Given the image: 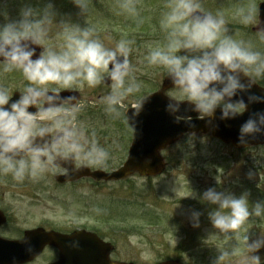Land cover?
Instances as JSON below:
<instances>
[{"label":"clouds","instance_id":"clouds-1","mask_svg":"<svg viewBox=\"0 0 264 264\" xmlns=\"http://www.w3.org/2000/svg\"><path fill=\"white\" fill-rule=\"evenodd\" d=\"M73 3L82 15L87 12L89 0ZM118 7L131 17L139 16L136 0H118ZM164 7L159 25L165 43L150 45L146 60L166 70L181 98L169 97L165 106L175 122L192 119L181 112L184 101L193 105L192 111L200 119L212 117L218 107L220 119H230L242 114L249 103H264V94L250 92L256 84L254 77H264V51L229 34L224 15L205 10L202 0H166ZM237 16L247 24L252 20V11L238 9ZM54 24L59 26L58 36L63 39L58 46L49 43ZM259 39L264 41V31ZM134 44L133 39L121 38L108 46L91 24L81 26L68 18L57 23L51 4L41 11L23 8L19 20L0 25V73L19 72L27 82L17 99H12L7 85H0V176L10 175L23 182L26 178L38 180L57 169L67 176L70 169L64 165L69 163L73 164L71 171L83 165L107 166L109 150L79 119L88 102L81 96L61 93L110 82L111 90L101 98L104 111L112 119L123 118L135 131L147 97L125 103L142 88L130 59ZM34 45L42 49L39 55ZM238 93H248L247 103L243 97L232 99ZM129 109H133L131 115ZM260 132H264V112L251 114L241 125L240 139ZM202 199L218 205L209 218L229 239L250 224V218L264 219V202L250 205L247 193L237 197L209 188ZM199 215L193 213L194 226L199 224ZM247 232L243 237L245 252L238 264H261L254 253L264 247V236L249 242ZM72 246H78V242ZM237 247L220 249L215 264L237 255Z\"/></svg>","mask_w":264,"mask_h":264},{"label":"rangeland","instance_id":"rangeland-1","mask_svg":"<svg viewBox=\"0 0 264 264\" xmlns=\"http://www.w3.org/2000/svg\"><path fill=\"white\" fill-rule=\"evenodd\" d=\"M69 1L73 3V0H32L28 4V0H0V25L19 20L23 8L32 7L41 11L51 4L57 23L63 18H68L81 26L91 24L108 46H113L121 38L133 39L135 42L139 39V48L142 50L139 51L133 45L134 50L130 56L136 72H139L141 67H157L149 65L146 56L150 45L165 43V33L160 29L159 20L162 12L166 10V0H136L138 17H131L122 12L118 7V0H89L88 10L84 15L74 3L71 7L68 6ZM260 1L262 0H202V5L213 14L222 13L229 34L235 37L236 33L240 32L232 30H239L238 28L245 24L237 16V10H251L250 22H253L258 18L256 11ZM135 22H142L135 29L146 32L150 28L153 32L146 33V37L137 38L139 31H133L134 27L131 25ZM130 31L133 34H130ZM59 32V26L54 24L49 33V43L54 46L63 43L62 37L58 36ZM157 68L145 69L144 75L154 79L159 76L163 78L166 70ZM25 84L26 81L19 72L0 73V85H7L12 92L22 89ZM145 89L147 88H141V91ZM79 90L85 94L84 98L89 105L80 114L79 119L89 130L96 132L98 142L109 150L111 158L107 164L110 165L104 168H114L126 158L127 154L120 141L123 146L129 143V134L125 132L128 126L119 128L120 119L115 121L104 111L101 98L111 90L110 88H100L99 85L89 88L85 85ZM99 92L102 95L98 97ZM169 94L181 99L177 90H171ZM136 95L139 96L140 93ZM138 96H129L125 102L129 103ZM104 114L107 118L102 117ZM123 132L125 133L119 140V135ZM162 153L168 163L162 174L153 177L135 174L125 181L84 186L80 195L86 198L87 203L116 202L119 211L116 240L119 248H125L130 254L143 260L152 262L164 257H218L220 249L236 244L239 245L236 248L237 255L229 258L241 259L245 252V231L248 230L249 242L261 238L264 236V219L250 218L251 223L242 226L236 235L229 239L219 233L209 218V213L218 205L203 200L202 195L207 189L215 188L218 192L234 194L237 197L247 193L250 205L264 202L261 195L264 193V145L237 149L217 141L210 134H205L185 136L184 139L166 147ZM51 174L47 173L38 180L53 178ZM4 178L9 179L11 176ZM20 202L31 203L35 211H45L44 208L49 203L47 197L34 200L26 197ZM57 211L60 215V209ZM194 212L200 213L198 226H194ZM72 219L93 222L96 218L89 214L75 213ZM254 254L258 255L261 261L264 260V247ZM39 259L34 264L43 262Z\"/></svg>","mask_w":264,"mask_h":264},{"label":"flooded vegetation","instance_id":"flooded-vegetation-1","mask_svg":"<svg viewBox=\"0 0 264 264\" xmlns=\"http://www.w3.org/2000/svg\"><path fill=\"white\" fill-rule=\"evenodd\" d=\"M259 22L255 19L250 24H243L239 31L245 35L239 39L250 42L256 49L264 51V41L259 39L261 30H255L253 27ZM157 67H141L139 72H136L137 79L142 83V88H147L140 92L139 96L148 97L154 92L160 90L163 78L159 76L157 79L149 75H144L145 69ZM142 72V74H140ZM246 78L247 77H243ZM256 85L259 88H264V77L255 78ZM144 81V83H143ZM27 83V82H26ZM153 87L151 88V85ZM100 88H110L109 84L102 83ZM21 90V89H19ZM19 90H16L19 91ZM80 96L84 98V93L79 89ZM171 88L162 92L167 94ZM13 91L12 93H14ZM247 94V93H246ZM264 94L262 89H259L257 95ZM101 96L100 92L98 93ZM138 96V95H132ZM138 96V97H139ZM176 98V97H175ZM137 99V98H136ZM135 99V100H136ZM179 99V98H176ZM239 99V98H235ZM234 99V100H235ZM135 100L126 104H131ZM100 106V104L98 105ZM89 107L85 108V110ZM35 110V109H30ZM215 111H220L218 107ZM218 113V112H215ZM102 114V113H101ZM106 117L107 115L104 114ZM218 120L220 116L217 117ZM117 121V119H115ZM123 118L120 119L118 126H126ZM128 126V125H127ZM140 125H136V128ZM129 137L134 131L128 126L125 131ZM119 135V140L124 133ZM122 149L126 151V146L120 141ZM127 153V152H125ZM110 164H107L109 167ZM121 164L114 168H118ZM71 168L73 164L66 165ZM87 166L83 165L76 170ZM91 169H105L104 167L88 166ZM113 169V168H106ZM76 170L71 172L75 175ZM60 174V170L52 173ZM10 176V175H9ZM0 250L5 248H18L27 250L30 254L26 261H20L19 264H34L36 260L43 261L41 264L64 260L65 264H113L115 262H126L133 264H158L168 260H176L182 264H215L217 257L205 256L200 258H157L152 262L143 260L133 256L125 248H119L116 240L118 228L116 220L119 217L116 202H99L87 203L86 198L80 195L84 186H98L110 181L97 180L91 177H67L58 179L57 177L48 180H31L25 179L23 182H17L11 178L5 179L7 176H0ZM31 197L32 200L47 197L49 202L44 210L32 209L31 203L23 204L20 200ZM57 209H60L61 214H57ZM89 214L96 219L93 222H79L72 219L73 214ZM27 240V243L23 241ZM78 242V246L73 247V242ZM30 248V250H29ZM41 252L32 257L35 249H40ZM42 257V258H41ZM240 259L226 258L222 264H238ZM264 264V260L261 261Z\"/></svg>","mask_w":264,"mask_h":264},{"label":"water","instance_id":"water-1","mask_svg":"<svg viewBox=\"0 0 264 264\" xmlns=\"http://www.w3.org/2000/svg\"><path fill=\"white\" fill-rule=\"evenodd\" d=\"M261 13H262V16H264V3L261 5ZM34 47L37 48V55H39V53H40L39 46H35L34 45ZM253 112H256L255 108L253 109ZM148 113H151V114L150 115H146ZM249 117H250V115L248 113V115L246 116V120L249 119ZM143 118L149 119V120H153L154 121L153 123H155V122L159 123L163 119V117H162V118H159V119H157L155 121L154 119L156 117L154 116V112L152 110H150L149 112H146L144 114ZM164 120H165V122H164L165 125H168V121L166 119H164ZM153 123H150L151 126L153 125ZM199 129L205 131L207 129L206 123L202 122V121H193V122L186 121V122H183L182 125H175V126L172 125L170 130L164 131V132H167L168 134L160 136V137L147 138L146 136L151 135V133H149V131H147L146 132V136L144 135L143 137H140L136 141L135 148L134 147L132 148L130 157H129V159H128V161L125 164L123 169H121L120 171H117V172H113V173H106V172H104L102 170H97V171H94V172H90L87 169V173H90V174H92V175H94V176H96L98 178H101V177H105V178H121V177L127 176L128 174H130L131 172H133L136 169H139L140 173H142V174H151V173L160 171L162 169V164L159 161L154 162V164H146L144 162V160H143V158L149 156L152 152H154V146L153 145L159 144L160 146H163L166 143H169V142H171L173 140L178 139L180 136H182V134L185 131L195 132V131H197ZM144 139H147L148 141H150V144L152 145V147H149L147 149L146 148L138 149V147L141 145V143H142V141ZM243 140L244 141L246 140L245 144L264 142V132L248 135ZM140 151H143V152L141 153ZM150 166H153V167L150 168ZM156 166H158L159 168L158 167L154 168ZM3 264H5V263L3 262ZM164 264H178V263L166 262Z\"/></svg>","mask_w":264,"mask_h":264}]
</instances>
